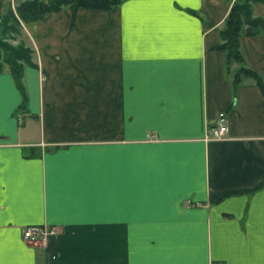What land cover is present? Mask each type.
<instances>
[{
	"label": "crops",
	"instance_id": "obj_1",
	"mask_svg": "<svg viewBox=\"0 0 264 264\" xmlns=\"http://www.w3.org/2000/svg\"><path fill=\"white\" fill-rule=\"evenodd\" d=\"M230 2L122 0L33 23L24 106L0 71V264H264L263 96L250 76L233 85L215 48ZM239 50L264 85V32ZM219 121L227 133L207 138ZM28 224L59 231L31 244Z\"/></svg>",
	"mask_w": 264,
	"mask_h": 264
},
{
	"label": "trees",
	"instance_id": "obj_2",
	"mask_svg": "<svg viewBox=\"0 0 264 264\" xmlns=\"http://www.w3.org/2000/svg\"><path fill=\"white\" fill-rule=\"evenodd\" d=\"M121 0H19L14 11L6 4L5 12L0 21V71L6 65L13 81L20 92V105L24 106L26 101L22 74L24 65H32V49L18 41L15 45L8 43L7 38H15L21 34L20 21L24 23L34 22L41 18L46 12L59 9L66 5L71 10L73 17L76 8H93L109 10ZM255 1L264 0H231L228 12L220 27L219 41L215 48L224 54L226 69L230 62L237 63L232 71V83L236 85L242 76L252 77L263 96L264 109V85L261 76L247 68L243 64L242 55L239 50V37L241 34H254L264 32V18L255 16L251 11V4Z\"/></svg>",
	"mask_w": 264,
	"mask_h": 264
},
{
	"label": "built area",
	"instance_id": "obj_3",
	"mask_svg": "<svg viewBox=\"0 0 264 264\" xmlns=\"http://www.w3.org/2000/svg\"><path fill=\"white\" fill-rule=\"evenodd\" d=\"M227 129L226 122L219 121L210 127V133L207 138H220L227 133ZM58 231L57 227L53 224H28L23 227L21 236L28 243L44 245Z\"/></svg>",
	"mask_w": 264,
	"mask_h": 264
},
{
	"label": "rangeland",
	"instance_id": "obj_4",
	"mask_svg": "<svg viewBox=\"0 0 264 264\" xmlns=\"http://www.w3.org/2000/svg\"><path fill=\"white\" fill-rule=\"evenodd\" d=\"M18 1L19 0H3L2 1V3H1V6H0V21H1V17H2V15H3V13L5 12V9H6V4H8L9 6H10V8H11V10H13L14 11V9H15V7H16V5H17V3H18ZM122 1V0H121ZM120 1V2H121ZM231 1V0H230ZM63 7H67V8H69L68 6H66V5H63V6H61L60 8H63ZM59 8V9H60ZM59 9H57V10H59ZM77 9V8H76ZM69 10H70V8H69ZM54 11H56V10H54ZM50 12V11H49ZM70 12H71V10H70ZM43 17V16H42ZM40 19V18H39ZM38 20V19H37ZM37 20H35V21H37ZM34 21V22H35ZM34 22H30V23H24V22H22V21H20V28H21V34L20 35H16V37L15 38H7L6 39V41L8 42V43H11V44H13V45H15L16 43H18V41H21L22 43H24L25 45H27V46H29L31 49H32V52H33V48L29 45V43L27 42V38L29 37V33H31V27H32V25H33V23ZM31 56H32V53H31ZM4 66H6V65H4ZM25 66V65H24Z\"/></svg>",
	"mask_w": 264,
	"mask_h": 264
}]
</instances>
